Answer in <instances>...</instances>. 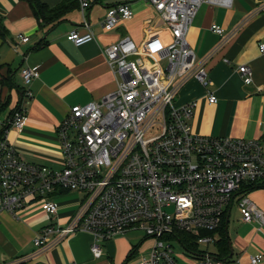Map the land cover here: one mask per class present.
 I'll list each match as a JSON object with an SVG mask.
<instances>
[{
  "label": "built area",
  "instance_id": "built-area-1",
  "mask_svg": "<svg viewBox=\"0 0 264 264\" xmlns=\"http://www.w3.org/2000/svg\"><path fill=\"white\" fill-rule=\"evenodd\" d=\"M149 1L163 20L166 34H152L140 44L125 36L105 49L117 88L100 101L71 107L58 128L64 157L61 167L24 160L8 137L10 128L21 131L26 123L24 103L33 96L29 86L39 77L40 67L21 69L26 87L11 112L5 113V99L0 96V131L4 130L0 214L8 211L18 218L20 210L40 203L54 215L59 207L53 195L83 194L65 224L51 223L35 236L37 247H48L84 230L92 234L91 251L99 258L109 239L139 228L153 241L134 264H181L170 238L186 232L196 245L216 244L215 234L203 232L218 229L233 204L243 220H256L264 227V211L246 194L247 188L264 178V141L200 134L191 124L198 102L174 103L192 78L207 89L210 104L218 102L206 60L196 57L188 40L192 21L206 0ZM209 1L232 4V0ZM80 2L87 23L91 1ZM133 14L128 4L111 6L101 25L111 30ZM212 30L225 31L218 24ZM18 37L22 42L30 40L22 33ZM67 38L81 45L95 39V34L90 27L85 32L73 29ZM260 49L264 53V42ZM238 71L246 84L253 82L249 64L239 65ZM180 241L185 245L184 239ZM197 248L199 264L220 263L211 251ZM263 258L258 253L250 260L258 264Z\"/></svg>",
  "mask_w": 264,
  "mask_h": 264
},
{
  "label": "crops",
  "instance_id": "crops-1",
  "mask_svg": "<svg viewBox=\"0 0 264 264\" xmlns=\"http://www.w3.org/2000/svg\"><path fill=\"white\" fill-rule=\"evenodd\" d=\"M42 1L52 8L71 4L69 0ZM90 1L85 14L87 23L78 7L67 11L60 21L41 28L28 1L0 0V25L4 29L3 35L0 34V96L5 100L10 97L5 113L19 104L22 93L15 86L1 84L2 79L10 76L25 89L21 69L40 67L39 77L29 86L33 96L24 103L26 123L21 131L12 127L8 133L19 155L28 162L61 167L64 157L58 128L71 107L100 101L117 87L105 54L110 44L125 36L140 44L152 34H166L164 22L149 0ZM118 4H128L133 17L104 30L102 20L109 7ZM213 24L224 27V33L213 31ZM89 27L95 39L76 45L67 38L71 30L85 32ZM20 33L28 35L30 40L22 42ZM188 40L196 57L206 60L213 81L211 88L218 96V102L210 104L207 89L195 78L181 88L176 105L198 102L191 119L193 129L205 135L264 141V53L260 49V43L264 42V0H232L230 6L206 0L192 21ZM244 63L253 70L250 84L244 82L238 71V66ZM246 194L264 211V178L247 188ZM82 197L78 191L53 195L59 207L54 215L48 214L40 203L20 210L18 218L8 211L2 212L0 264H134L142 253L148 252L153 239L139 228L109 239L104 255L99 258L91 251L92 234L84 230L48 247L35 246V236L51 223L65 224ZM234 205L224 218L225 234L231 242L229 249L231 252L232 246L234 253L228 259H219V264H253L251 255H264V227L260 228L256 220H243L237 205V213L232 217ZM215 235L218 241L221 230ZM184 249L179 255L175 252L179 262L199 264V256ZM217 251L215 244L211 253ZM258 264H264V258Z\"/></svg>",
  "mask_w": 264,
  "mask_h": 264
},
{
  "label": "trees",
  "instance_id": "trees-1",
  "mask_svg": "<svg viewBox=\"0 0 264 264\" xmlns=\"http://www.w3.org/2000/svg\"><path fill=\"white\" fill-rule=\"evenodd\" d=\"M28 1V3L30 4L31 8L34 11V14L36 16V18L39 21L40 27L43 28L45 27V25H49L52 23H56L58 21L61 20V18L65 15V13L67 11H70L72 9L81 7V2L80 0H69L71 1V4H65V5H61L58 7H49V5L45 2H43L42 0H26ZM3 26L0 25V34L3 35ZM45 42V40L43 41ZM41 45V44H40ZM39 45V46H40ZM10 76H8V78H3L2 79V83L3 85H7L11 88H13L14 86L17 87V89L19 90L20 93H24V88L21 87L19 84H17L16 81L11 80V78H9ZM9 98H7V100L4 101L3 104V109L6 110V108L9 105ZM21 101V99H20ZM19 101V103H20ZM4 130L0 131V136L3 134ZM225 222L223 220V223L221 224V226L214 230V231H204V233H212L215 234L217 233L219 230H221L222 236L220 237V239L216 242V244H218V251L216 252V257L218 259H228L229 258V254L230 252V244L228 242L229 237L225 234ZM176 237L179 238L180 240L185 241V245L183 244V246L186 248L187 251L192 252L193 253L196 252V250H198L196 243L193 241V236L189 233L186 232H180V233H175Z\"/></svg>",
  "mask_w": 264,
  "mask_h": 264
},
{
  "label": "rangeland",
  "instance_id": "rangeland-1",
  "mask_svg": "<svg viewBox=\"0 0 264 264\" xmlns=\"http://www.w3.org/2000/svg\"><path fill=\"white\" fill-rule=\"evenodd\" d=\"M162 64L163 65H166L167 64V62H166V60H163L162 61ZM110 67V66H109ZM116 82V81H115ZM22 83H23V85L24 86H26V84L24 83V81H23V78H22ZM114 84H111V86H113ZM117 88V87H116ZM116 88L114 89V90H116ZM112 90L113 89H111L109 92H107V94L108 93H111L112 92ZM113 90V91H114ZM106 95V94H105ZM104 95V96H105ZM103 96V97H104ZM178 97V94L176 95V98ZM5 117V115H2V118H4ZM80 197V196H79ZM237 213V208H236V205H234V207H233V211H232V217H234V215ZM232 220V219H231ZM170 242H171V244L173 245V247H174V250H175V252H176V254L177 255H179V252H185V249H184V246H183V244H182V242L177 238V237H171L170 238ZM197 247H201L202 249H204V250H208V251H214V249H215V244H213V243H210L209 245H203V244H198L197 245ZM179 258V257H178Z\"/></svg>",
  "mask_w": 264,
  "mask_h": 264
},
{
  "label": "water",
  "instance_id": "water-1",
  "mask_svg": "<svg viewBox=\"0 0 264 264\" xmlns=\"http://www.w3.org/2000/svg\"><path fill=\"white\" fill-rule=\"evenodd\" d=\"M48 36V33H46V35H45V37H47ZM229 243H231L230 241H229ZM234 253V250H233V247L231 246V255ZM214 257H216V256H214Z\"/></svg>",
  "mask_w": 264,
  "mask_h": 264
}]
</instances>
